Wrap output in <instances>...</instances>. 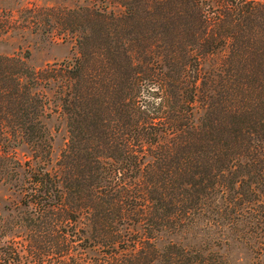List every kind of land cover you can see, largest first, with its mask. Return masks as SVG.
I'll return each instance as SVG.
<instances>
[{"label": "trees", "instance_id": "trees-1", "mask_svg": "<svg viewBox=\"0 0 264 264\" xmlns=\"http://www.w3.org/2000/svg\"><path fill=\"white\" fill-rule=\"evenodd\" d=\"M26 32L78 51L44 68L0 54V184L31 222L85 227L93 264L264 258V0H0V40ZM48 92L69 132L59 156Z\"/></svg>", "mask_w": 264, "mask_h": 264}, {"label": "rangeland", "instance_id": "rangeland-1", "mask_svg": "<svg viewBox=\"0 0 264 264\" xmlns=\"http://www.w3.org/2000/svg\"><path fill=\"white\" fill-rule=\"evenodd\" d=\"M4 4L7 8L38 5L78 9L94 5L103 7L109 5V0H4ZM16 34L0 40V54L24 57L29 52V63L35 68L72 60L78 52L76 41L72 39L63 41L59 36L42 32H26L22 37ZM48 94L51 100L50 108L54 113L47 122V128L54 137L56 156L61 154L68 142L69 132L64 117L61 116L59 102L54 98V92ZM10 186L9 183L0 184V264H93L94 253H90V242L79 241V235H82L84 240L89 236L85 227H82L85 229L83 231L79 223L63 221L59 218L60 211H51V215L45 213L41 215L42 220L31 222L29 219L37 218L39 213L34 212L32 207H25V198L14 192V189L10 190ZM36 236L39 239V247L33 243ZM63 236H66V244L73 248L68 256L63 253ZM84 245L87 249L80 253ZM234 256L238 264H264V258L255 259L246 253L234 252Z\"/></svg>", "mask_w": 264, "mask_h": 264}]
</instances>
